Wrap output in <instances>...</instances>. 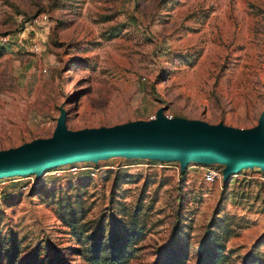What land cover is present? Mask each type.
<instances>
[{"label": "rangeland", "instance_id": "1", "mask_svg": "<svg viewBox=\"0 0 264 264\" xmlns=\"http://www.w3.org/2000/svg\"><path fill=\"white\" fill-rule=\"evenodd\" d=\"M0 46V150L49 137L61 110L68 130L158 108L238 129L264 115V0H0ZM206 165L113 156L1 178L0 264H87L94 242L125 264L167 248L264 264L257 169L207 183Z\"/></svg>", "mask_w": 264, "mask_h": 264}, {"label": "water", "instance_id": "2", "mask_svg": "<svg viewBox=\"0 0 264 264\" xmlns=\"http://www.w3.org/2000/svg\"><path fill=\"white\" fill-rule=\"evenodd\" d=\"M113 156L177 161L180 172L191 161L216 163L222 166V180L228 183L241 169L264 171V115L253 127L238 129L167 118L158 108L151 120L68 130L61 110L49 137L0 150V179L32 174L38 178L59 165Z\"/></svg>", "mask_w": 264, "mask_h": 264}, {"label": "trees", "instance_id": "3", "mask_svg": "<svg viewBox=\"0 0 264 264\" xmlns=\"http://www.w3.org/2000/svg\"><path fill=\"white\" fill-rule=\"evenodd\" d=\"M1 54V46H0ZM180 248H167L161 252L152 264H184V251L178 253ZM124 248L111 246L108 251L94 242L86 254L87 264H125L126 256H123ZM221 248H211L201 251L195 264H220ZM255 256H249L241 264H257Z\"/></svg>", "mask_w": 264, "mask_h": 264}, {"label": "built area", "instance_id": "4", "mask_svg": "<svg viewBox=\"0 0 264 264\" xmlns=\"http://www.w3.org/2000/svg\"><path fill=\"white\" fill-rule=\"evenodd\" d=\"M41 19H45L44 15L40 16ZM32 49L34 51L38 50V43L36 41L32 42ZM154 118V114L148 116L146 118V120H151ZM179 168V166L177 167ZM221 168L222 166L220 165L219 167L213 166V165H206L201 169V178L203 181L207 182V183H213L215 181H223L222 180V176H221ZM257 170L255 172H253L252 174L247 175L246 177L250 178V179H257V180H261L262 182H264V171L259 170L258 168H256ZM232 177V176H231ZM230 177V179H231ZM230 179L228 181V183L230 182ZM224 182V181H223ZM224 184H227L224 182ZM221 186V184H220Z\"/></svg>", "mask_w": 264, "mask_h": 264}]
</instances>
